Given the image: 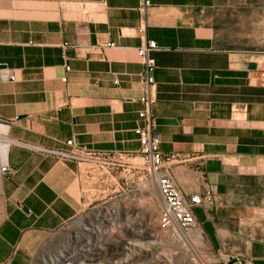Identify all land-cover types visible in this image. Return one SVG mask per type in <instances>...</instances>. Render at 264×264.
I'll use <instances>...</instances> for the list:
<instances>
[{
    "label": "crops",
    "instance_id": "0c3cea01",
    "mask_svg": "<svg viewBox=\"0 0 264 264\" xmlns=\"http://www.w3.org/2000/svg\"><path fill=\"white\" fill-rule=\"evenodd\" d=\"M237 1L152 0L144 13L141 0H0V167L11 169L0 171V264H32L51 234L106 197L109 170L135 182L146 92L137 50L150 39L161 149L189 156L173 165L179 185L188 198L211 192L213 207L195 214L231 264H264V62L217 24ZM70 138L118 154L40 149L67 150Z\"/></svg>",
    "mask_w": 264,
    "mask_h": 264
},
{
    "label": "built area",
    "instance_id": "2783aa9c",
    "mask_svg": "<svg viewBox=\"0 0 264 264\" xmlns=\"http://www.w3.org/2000/svg\"><path fill=\"white\" fill-rule=\"evenodd\" d=\"M152 0H141L140 9L146 13L148 7L151 5ZM106 46H114V43H108ZM157 48V43L155 40H146L145 44L138 48L137 54L143 60L145 65L144 71V83L146 92L142 98L143 109L140 112V117L144 120V124L138 125L135 128V132L139 137L140 148L138 152L132 158L134 161L131 163L133 181H136V174L138 173L139 182L143 185V188L147 192H151L154 188L159 202V212L157 216L156 228L158 231L168 234L175 240L182 241L186 246L190 247L193 254L198 256V254L204 255L207 253L211 258L214 259L218 264H231V256L229 254L222 253L218 251L206 237V232L202 227L200 221L195 214V208L197 206H203L206 209H211L214 205L211 192H206L205 194L196 193L186 197L183 189L179 185L175 173L173 171V165L175 162L185 161L189 156H182L177 152H164L161 149V139L156 132V124L153 115V106L156 102V94L154 92V59L151 56V52ZM67 59V58H66ZM69 61V60H68ZM66 71L71 70L69 62L66 64ZM2 70H5L2 69ZM9 79L14 81L16 76L14 74L9 75ZM62 80L66 81L67 76H64ZM247 107L245 105L238 106L234 112H244ZM1 122V121H0ZM67 145L69 148L67 150H57L40 147L42 151L48 153L58 154L66 158L74 160H107L110 156H115L118 153L99 151L85 149L79 145L75 138H70L67 140ZM140 159L141 161H137ZM118 164H123V158L119 157L116 161ZM201 171V168H198ZM0 171L3 174H10L11 169L8 164H4L0 167ZM109 173L114 176L113 186L114 191L122 188V182L115 176L114 170H109ZM204 176V174L202 173ZM128 172L123 176L124 180H128ZM93 219L96 222H90L83 225L82 222L75 224V227L82 229V227L87 231L86 234L77 236L80 237L83 242L79 246V250L73 249L72 241H70L69 255L64 258V260H70L75 253L78 252L82 257L81 262H76L75 264H103L102 254L104 248L102 247V239L100 238L104 233V222L114 219L116 210L108 211L107 213H92ZM109 215V216H107ZM130 217L127 216L126 220ZM75 220V219H74ZM78 223V222H77ZM128 233L134 232L132 225H127L124 227ZM153 233H149L148 236H153L157 238L162 237V233H156L153 229ZM148 233L147 231H144ZM147 235V234H144ZM95 236V237H94ZM94 238L96 240L94 241ZM120 240H114L116 244L111 246L109 254H118L125 246L127 250H133L130 244L132 242H126L125 237L120 236ZM154 240V242H155ZM158 241L162 242V239ZM202 242L205 246V250L202 252L197 247V243ZM121 243V245H120ZM125 244V245H124ZM128 244V245H127ZM73 249V250H72ZM118 258V257H117ZM62 263L63 260H58V264ZM86 262V263H85ZM45 264H49L48 260H44ZM119 264L123 262H118ZM33 264V262H32Z\"/></svg>",
    "mask_w": 264,
    "mask_h": 264
},
{
    "label": "rangeland",
    "instance_id": "374dc122",
    "mask_svg": "<svg viewBox=\"0 0 264 264\" xmlns=\"http://www.w3.org/2000/svg\"><path fill=\"white\" fill-rule=\"evenodd\" d=\"M217 24L232 40L234 48H246L251 58L264 62V0H238L217 17ZM114 187L111 186L107 190L106 197L101 194L102 197L89 201L85 210L75 220L51 234L34 254L33 264H45L44 260H48L49 264H58V260H64L69 251L71 252L70 241L73 249L79 250L83 240L77 236L83 237L87 231L83 227L82 229L75 227V224L96 222L92 213L102 214L112 210H116L114 219L104 222V233L100 237L104 248L101 257L103 264H119L120 261L123 262L121 264H218L207 253L196 256L182 241L158 231L159 228L155 227L159 212L157 193L154 188L151 192L144 190L139 182L138 173L136 181L131 183L130 187L122 185L117 191H114ZM4 208L5 199L0 188V219ZM128 215L130 217L126 220ZM129 224L132 225L134 232L128 233L124 228ZM153 229H156V233H162V237L155 240V237L148 236L154 232ZM120 236L125 237L126 242L134 243L130 244L133 250H127L124 246L118 254H109L111 246L116 244L114 240H120ZM159 239H162V242L158 241ZM197 245L200 251L205 250L202 242ZM74 253L70 260H64L59 264L81 262L83 259L80 254Z\"/></svg>",
    "mask_w": 264,
    "mask_h": 264
},
{
    "label": "water",
    "instance_id": "95a60500",
    "mask_svg": "<svg viewBox=\"0 0 264 264\" xmlns=\"http://www.w3.org/2000/svg\"><path fill=\"white\" fill-rule=\"evenodd\" d=\"M249 67L250 68H256L257 67V63L256 62H250Z\"/></svg>",
    "mask_w": 264,
    "mask_h": 264
},
{
    "label": "bare ground",
    "instance_id": "6f19581e",
    "mask_svg": "<svg viewBox=\"0 0 264 264\" xmlns=\"http://www.w3.org/2000/svg\"><path fill=\"white\" fill-rule=\"evenodd\" d=\"M1 134V133H0ZM2 138V137H1ZM7 139V138H6ZM7 141H8V139H7ZM6 142V141H5ZM62 260V259H61ZM64 261V260H63Z\"/></svg>",
    "mask_w": 264,
    "mask_h": 264
}]
</instances>
